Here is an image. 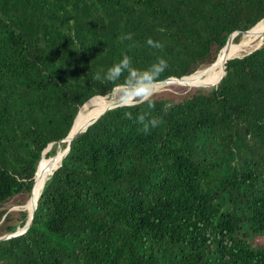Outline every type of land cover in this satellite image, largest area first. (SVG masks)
<instances>
[{"label": "trees", "instance_id": "trees-1", "mask_svg": "<svg viewBox=\"0 0 264 264\" xmlns=\"http://www.w3.org/2000/svg\"><path fill=\"white\" fill-rule=\"evenodd\" d=\"M261 19L264 0H0V236L28 220L5 205L28 203L43 151L67 147L88 99L101 96L81 114L110 102L97 72L126 54L140 70L165 59L158 81L189 76ZM222 76L108 110L73 138L0 264H264V44ZM144 112L162 121L150 133Z\"/></svg>", "mask_w": 264, "mask_h": 264}, {"label": "clouds", "instance_id": "clouds-1", "mask_svg": "<svg viewBox=\"0 0 264 264\" xmlns=\"http://www.w3.org/2000/svg\"><path fill=\"white\" fill-rule=\"evenodd\" d=\"M132 38V33H126L121 35L119 40L121 42L125 40L131 41ZM147 45L156 49L163 48V44L154 42L151 38L147 40ZM167 66V61L159 58L157 62L150 65L147 69L140 70L132 65L131 57L125 54L103 76H101L100 72H97L94 75V79L96 81L110 82L115 85L113 92L121 107L133 108L147 104L148 108L152 109L155 107L153 96L158 92L156 87L158 78ZM122 76L124 77L123 82L117 83L121 80ZM166 107H171V105ZM124 115L127 119H132L131 112H125ZM137 122L142 125V131L144 133H150L162 121L159 118L152 117L149 112H144L138 115Z\"/></svg>", "mask_w": 264, "mask_h": 264}, {"label": "bare ground", "instance_id": "bare-ground-1", "mask_svg": "<svg viewBox=\"0 0 264 264\" xmlns=\"http://www.w3.org/2000/svg\"><path fill=\"white\" fill-rule=\"evenodd\" d=\"M260 28H262L261 31H259ZM250 32L257 33V36L249 39L248 33H250ZM242 36L243 37L240 40L238 46L229 52H227V50L224 52L225 49L223 51H221L222 54H219L220 56H218L217 61L210 68L206 69L205 71H202V70L197 71L193 75L186 77L183 80L173 81L169 85L180 83V84L187 85L188 88H191L193 86H198V85H202L205 83H211L212 81L216 80V78H215L216 74L221 70L219 77H218V80H219L221 78V76L224 74V68L223 67H224L227 60H229L233 57L240 56L242 53L246 52V50H250L251 48L257 47L254 45H256L258 42L263 40V37H264V20L262 22H260L258 25H256L251 31L243 34ZM233 37H234V35L231 38L233 39ZM232 39H231L230 43L232 42ZM214 65H216V66L214 67ZM210 69H212V70H210ZM207 71H209V72H207ZM200 72H207V73H200ZM169 85L167 84V85L163 86V85L157 84L156 87L159 91L160 89H163L164 87H167ZM116 100L117 99H114V98H112L111 100L98 99L99 102H108V101H110V102L98 114H94L92 112H91L92 114H90V115L81 114L82 112H84L82 110L84 108H86L87 105H89L91 102L94 101V100H90L78 113V115L74 121L73 127H72V132L76 133V132L83 130L88 125L89 122H91L93 119L97 118L101 113H103L104 110H106L108 107H110V105ZM62 158H63V151L60 150V152H58V154L56 156H53V159H51V160L48 159L49 161L45 160V159L42 160L41 165L37 171V183H36L35 190L31 196L30 200L28 201V203L25 206H23V207H25V209L28 210V213H29L28 220L30 219V215L33 211V208L37 203V200H38L39 195L42 191V188H43L45 181L51 175V173L54 171V169L60 164L59 162H61ZM46 161H48V162L44 165V163ZM49 166H50L49 174L47 176H45L44 180L42 181V185L39 188V185L41 183V176H42V174H45V171Z\"/></svg>", "mask_w": 264, "mask_h": 264}, {"label": "water", "instance_id": "water-1", "mask_svg": "<svg viewBox=\"0 0 264 264\" xmlns=\"http://www.w3.org/2000/svg\"><path fill=\"white\" fill-rule=\"evenodd\" d=\"M264 19H261L260 21H258L252 28H250L249 30H246V31H243V32H240V31H236V32H234V33H232L229 37H228V39H227V41H226V43H225V45H224V47L221 49V51H223L224 49H225V47L230 43V41H231V37L233 36V35H238V34H245V33H247V32H249V31H251L256 25H258L260 22H262ZM262 44H264V43H262ZM262 44L260 45V47L262 46ZM259 47V48H260ZM258 49V48H257ZM220 51V52H221ZM220 54V53H219ZM219 54H218V56H219ZM218 56H217V58H216V60L210 65V66H208V67H206V68H204L203 70H206V69H208V68H210L216 61H217V59H218ZM237 57H239V56H237ZM241 57H243V56H241ZM233 58H235V57H233ZM232 59V58H231ZM224 74H225V65H224ZM193 75V74H192ZM189 76H191V75H189ZM189 76H185V77H181V78H175V77H170V78H167V79H164V80H161V81H158V85H169L171 82H173V81H179V80H183L184 78H186V77H189ZM223 77V76H222ZM222 79V78H221ZM220 79V80H221ZM212 87V86H211ZM95 97H101V96H94V97H91L90 99H88L84 104H82L81 106H80V108H79V110H78V112H77V114H76V116H75V118H74V120H73V123H72V126H71V129H70V131H69V133L67 134V136L64 138V139H62L60 142H66L67 143V147L64 149V152H63V157L67 154V152L69 151V149H70V143H71V141L73 140V138H75L79 133H81V132H83V131H85L86 130V128L89 126V125H91V124H93L102 114H104L106 111H108V110H111V109H114V108H117V107H120V105H119V103H118V100H116V101H114L111 105H110V107H108L106 110H104L103 111V113H101L97 118H95V119H93L91 122H89L88 123V125L82 130V131H79V132H76V133H73L72 132V127H73V124H74V121H75V119H76V117H77V115H78V113L80 112V110L90 101V100H92L93 98H95ZM102 98H108V96H105V97H102ZM51 146H52V144H50L44 151H43V153H42V155H41V158H40V160H39V162H38V165H37V168H36V171H35V174H34V179H35V176H36V173H37V170H38V166H39V163L41 162V160L44 158V156L46 155V153L51 149ZM57 149H59V146L57 147ZM58 151V150H57ZM57 153V152H56ZM53 157V156H52ZM63 159V158H62ZM61 159V160H62ZM61 163V162H60ZM60 166V164L54 169V171L58 168ZM53 171V172H54ZM53 172L51 173V175L53 174ZM49 178V177H48ZM47 178V179H48ZM41 194V193H40ZM40 196V195H39ZM36 207H37V203H36V205L34 206V208H33V211H32V213H31V215H30V219L29 220H27L26 221V223L24 224V226H22V227H18L13 233H10V234H5V235H3V236H0V241H4V240H7V239H9V238H12V237H15V236H19V235H21V234H23V233H25L26 232V230L29 228V226H30V224H31V222H32V219H33V215H34V212H35V209H36Z\"/></svg>", "mask_w": 264, "mask_h": 264}, {"label": "rangeland", "instance_id": "rangeland-1", "mask_svg": "<svg viewBox=\"0 0 264 264\" xmlns=\"http://www.w3.org/2000/svg\"><path fill=\"white\" fill-rule=\"evenodd\" d=\"M258 27V26H257ZM262 30V28H260L259 29V31H261ZM249 35H248V38L249 39H251L252 37H255V36H257V33H255V32H250V33H248ZM243 34H241V36H240V38H239V42H240V40L242 39V36ZM237 36V35H236ZM235 39V38H234ZM239 42L238 43H234V44H232L233 43V41L230 43V44H228V48L226 47L225 48V50H224V52L227 50V52H229V51H232L233 49H235L237 46H238V44H239ZM264 43V42H263ZM260 46H257V47H255V48H251L250 50H246V52H244V53H242L239 57H241V56H244V55H247V54H249V53H251L252 51H254V50H256L257 48H259ZM222 53V52H221ZM220 53V54H221ZM220 56V55H219ZM203 70V69H202ZM200 71V70H199ZM221 71V70H220ZM220 71L216 74V80H218V77H219V74H220ZM186 87H188L187 85H184V84H180V83H177V84H172V85H169V86H167V87H164L163 89H160L159 91H162V90H166L167 92H171V93H176V94H181V93H183L184 91H186L188 88H186ZM112 98H114V99H117V97L115 96V94H114V92H112V94H111V97L110 98H108L109 100H111ZM96 106H100V105H97V104H94V106H91L90 107V109H91V111L93 112V108L94 107H96ZM100 107H102V106H100ZM103 108V107H102ZM94 113V112H93ZM95 114V113H94ZM82 131V130H81ZM58 151H57V153H56V155L58 154V152H60V150H62L60 147H59V149H57ZM63 152H64V150H62ZM55 155V156H56ZM52 158V157H51ZM50 159V158H49ZM48 160V159H47ZM46 172V171H45ZM41 178H42V181L44 180V178H45V174H42V176H41ZM25 206V205H24ZM5 207L7 208V210H8V212H12V213H16V212H19L20 210H27V209H25V207H18V206H15V205H13L12 203H9V204H7V205H5ZM28 211V210H27ZM16 215V214H15ZM254 242L255 243H253V246H257V247H261L262 245H260V244H264V236H259V237H257V238H255L254 239Z\"/></svg>", "mask_w": 264, "mask_h": 264}]
</instances>
